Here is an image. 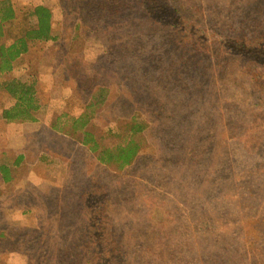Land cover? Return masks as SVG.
<instances>
[{
	"label": "rangeland",
	"instance_id": "1",
	"mask_svg": "<svg viewBox=\"0 0 264 264\" xmlns=\"http://www.w3.org/2000/svg\"><path fill=\"white\" fill-rule=\"evenodd\" d=\"M8 1L9 38L38 4L54 39L0 77L34 80L41 103L36 122L10 126L19 131L0 120V152L26 157L0 186V264H84L90 189L118 264H264V66L180 48L140 0ZM169 1L220 36L264 33V0ZM9 105L0 88V112ZM82 114L101 147L117 145L132 116L143 122L139 155L117 170L51 132Z\"/></svg>",
	"mask_w": 264,
	"mask_h": 264
},
{
	"label": "trees",
	"instance_id": "2",
	"mask_svg": "<svg viewBox=\"0 0 264 264\" xmlns=\"http://www.w3.org/2000/svg\"><path fill=\"white\" fill-rule=\"evenodd\" d=\"M143 18L150 20L160 29L167 30L175 44L182 49L193 50L213 58H224L228 55L242 58L256 65L264 66V33L229 37L220 36L213 31H207L191 19L182 17L180 12L169 0H140ZM17 21V11L8 0L0 1V77L10 74L20 67L23 56L29 53L30 47L35 43L52 41V12L43 5H34L19 18L21 27L12 38L5 31V25ZM33 21L34 25H31ZM34 80L20 81L7 78L0 82L1 90L11 99V105L0 112L3 126L15 123L36 122L41 103L37 97ZM90 120L85 115H79L70 123V131H51L57 136L66 138L68 143L79 144L95 156L101 165L114 166L122 170L129 166L141 151L140 141L137 136L142 134L147 126L132 116L126 125L125 132L114 147H101L98 140L87 128ZM53 130L54 124L49 126ZM116 134L115 132L113 133ZM42 139L40 145L45 144ZM47 138V137H45ZM7 140V138H6ZM51 143V142H50ZM36 149L37 139L32 143ZM13 146V145H12ZM9 151L15 154L9 157ZM21 153V154H20ZM41 154H44L41 151ZM12 158V160L10 159ZM22 152H16L14 146L5 145L0 152V186L13 180L12 168L6 161L18 166ZM16 159V160H15ZM15 160V161H14ZM27 190V189H26ZM25 190V191H26ZM93 194V193H92ZM81 198L82 207L85 208V253L84 264H118L116 261L115 247L112 240V231H106L105 219L100 211L99 201L91 189ZM114 236V235H113Z\"/></svg>",
	"mask_w": 264,
	"mask_h": 264
},
{
	"label": "crops",
	"instance_id": "3",
	"mask_svg": "<svg viewBox=\"0 0 264 264\" xmlns=\"http://www.w3.org/2000/svg\"><path fill=\"white\" fill-rule=\"evenodd\" d=\"M13 124H10V125H7L6 127H7V131H19V130H17V128L16 127H10V126H12ZM34 125H36V124H34ZM8 126H9V128H8ZM13 126H15V125H13ZM28 129H30V128H28ZM36 129H37V127H36ZM31 130V129H30ZM36 131H43V128H40V126H39V128L36 130ZM12 145H14V143L12 144ZM20 148H22V147H20ZM21 154V153H20ZM15 156H17V154H15ZM26 158V157H25ZM24 158V159H25ZM21 159H23V158H21ZM16 160V159H15ZM14 160V161H15ZM5 164H7L8 166H10L12 169L13 168H15V167H17V166H13V163H11V162H7V163H5ZM19 165V164H18ZM14 180V179H13ZM13 180H10V181H8L7 183H5V184H3V185H6V184H10V183H12L13 182ZM15 184V183H14ZM31 184H34L33 183V180L30 178V177H28V178H26L25 180H22V181H20V182H18V184H15L16 185V188H18V190H20V191H22V190H24V189H21L24 185L25 186H30ZM23 185V186H22ZM27 187H25V190L26 189H28Z\"/></svg>",
	"mask_w": 264,
	"mask_h": 264
}]
</instances>
